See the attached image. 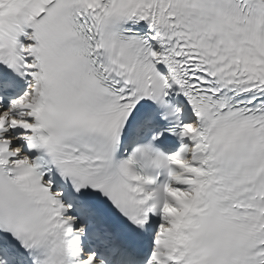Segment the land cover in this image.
<instances>
[{
	"label": "snow or ice",
	"instance_id": "snow-or-ice-1",
	"mask_svg": "<svg viewBox=\"0 0 264 264\" xmlns=\"http://www.w3.org/2000/svg\"><path fill=\"white\" fill-rule=\"evenodd\" d=\"M0 264H264V0H0Z\"/></svg>",
	"mask_w": 264,
	"mask_h": 264
}]
</instances>
